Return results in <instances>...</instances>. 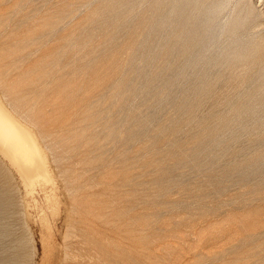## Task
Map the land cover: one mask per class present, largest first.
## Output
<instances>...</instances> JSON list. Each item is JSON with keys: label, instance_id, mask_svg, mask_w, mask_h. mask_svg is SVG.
I'll return each mask as SVG.
<instances>
[{"label": "rangeland", "instance_id": "rangeland-1", "mask_svg": "<svg viewBox=\"0 0 264 264\" xmlns=\"http://www.w3.org/2000/svg\"><path fill=\"white\" fill-rule=\"evenodd\" d=\"M249 3L219 5L234 35L189 64L190 10L214 0H0V100L51 175L31 191L0 152V264H264Z\"/></svg>", "mask_w": 264, "mask_h": 264}, {"label": "bare ground", "instance_id": "bare-ground-1", "mask_svg": "<svg viewBox=\"0 0 264 264\" xmlns=\"http://www.w3.org/2000/svg\"><path fill=\"white\" fill-rule=\"evenodd\" d=\"M257 1H261L264 4V0ZM214 2L217 4L211 6L212 10L205 13H202L199 8H195V11L190 10V14L195 20L190 21L187 33L183 35L185 46L182 49L180 48V51H177L178 53L184 52V54L187 53L189 55L186 57L189 64L194 61L192 57L194 53H198L200 50L203 52L207 51L216 42H225L227 38L234 35V33L232 34L233 31L229 30L228 32L230 22L222 20L218 13L220 12L219 5L222 7L226 0H214ZM249 11L252 15L253 27L263 23H259L257 17L264 14V9L257 13L254 11L253 3H249ZM231 26V29L235 27L234 25ZM205 28L206 32L202 38L199 35V31ZM205 39L208 43L203 41ZM174 49L176 48L174 47ZM183 61L180 62L182 64L181 67L183 66ZM7 106L0 100V152L10 159L21 174L26 187L32 191L36 184L44 183L51 179L50 169L47 166L46 156L39 143L40 140H37L38 138L34 131L30 129L31 126H28L24 120L19 118L14 111H10Z\"/></svg>", "mask_w": 264, "mask_h": 264}]
</instances>
